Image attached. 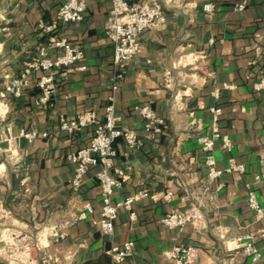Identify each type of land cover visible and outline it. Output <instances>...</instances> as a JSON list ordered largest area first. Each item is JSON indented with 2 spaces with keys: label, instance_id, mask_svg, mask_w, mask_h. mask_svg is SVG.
Instances as JSON below:
<instances>
[{
  "label": "crops",
  "instance_id": "1",
  "mask_svg": "<svg viewBox=\"0 0 264 264\" xmlns=\"http://www.w3.org/2000/svg\"><path fill=\"white\" fill-rule=\"evenodd\" d=\"M64 1L0 0V264H173L164 255L183 244L196 249L197 264H264V238L254 240L257 261L226 249L233 238L264 230V217L256 223L247 208L253 191L264 215V88L253 89L264 74V0H248L243 11L234 10L243 0H126L160 2L166 25L138 36L141 52L118 81L104 34L110 4L84 0L83 21L57 30L83 49V61L65 76L54 74L47 103H39L36 87L46 72H31L20 97L5 94L46 45L39 24L50 25ZM111 96L120 126L134 130L138 143L133 149L114 143L113 168L127 178L112 203L141 190L149 196L132 205L131 220L119 208L113 234L103 236L95 225L98 168L75 192L66 160L87 146L93 128L68 134L58 125L87 111L101 115ZM145 105L164 120L154 139L142 132L137 109ZM215 109L219 136L231 148L214 140L213 170L220 174L212 178L196 138L212 135ZM30 132L36 136L26 140ZM189 210L202 214L199 223L181 231L162 227L166 214ZM127 241L132 256L113 262L107 250Z\"/></svg>",
  "mask_w": 264,
  "mask_h": 264
},
{
  "label": "built area",
  "instance_id": "2",
  "mask_svg": "<svg viewBox=\"0 0 264 264\" xmlns=\"http://www.w3.org/2000/svg\"><path fill=\"white\" fill-rule=\"evenodd\" d=\"M110 4V12L105 25L104 34L113 45V65L115 67V78L121 80L124 70L132 58L139 55L141 46L137 42L139 35L145 31H158L166 24L164 8L160 2L152 1L142 5H131L126 0H106ZM248 0H243L235 4V11H243L247 6ZM54 21L50 25L39 24L47 35L46 45L42 46L37 52L35 59L29 64L28 68L19 76L14 77L5 88V94H11L20 97L21 92L29 85V75L31 72H46L43 74L36 87L40 92L39 103H47L54 92L55 78L54 74L65 76L77 63L83 61L84 52L79 46L71 45L64 37L57 35L58 26L74 25L81 23L85 14L84 0H65L58 8ZM206 13L212 11V6L204 7ZM258 52L259 50L256 49ZM260 53V52H258ZM53 55L50 57L49 55ZM84 70V67H80ZM264 88V74L258 82L253 84V89L261 91ZM100 115L96 111H87L77 115L74 119H61L58 125L60 132L68 134H77L79 131L87 128H93L92 136L87 146L78 149V151L69 154L66 160L73 166V175L70 181L71 189L77 192L83 183V177L91 169L98 168L95 178L100 186V217L95 223L103 236H111L114 232V221L117 218V210L122 208L129 213L130 220L134 218L132 205L135 202L146 199L149 194L147 190H141L134 193L131 197L125 199L119 204L112 203L113 192L121 188L126 180L122 170L113 168V160L116 157L114 143L120 141L128 149L138 146L136 132L120 126L121 118L115 110L114 97L109 98V104L103 108ZM142 119V132L145 139H154L162 134L165 124L164 120L159 118L148 106H142L137 109ZM213 129L211 136H198L196 142L200 145L205 154V166L209 170V175L214 178L220 172L213 170L214 160L211 152L215 146V139L222 142L226 150H230L231 142L226 137H220L217 128V116L220 110L213 111ZM36 136L34 132L24 135L26 140H31ZM46 134L43 135V137ZM232 170L242 171L240 166H231ZM172 193L165 195L170 199ZM87 212H91L89 207H85ZM247 208L253 213L256 223L260 222L264 215L262 208L257 201L253 191H249L247 196ZM202 218V214L197 211L189 210L182 212H171L165 215L161 220L162 227L168 230L181 231L187 224H197ZM255 238L263 239L264 230L257 229L255 232L233 238L227 244V251L242 252L253 259L259 260V253L254 247ZM134 250L133 242L127 241L120 245H115L107 250L106 254L113 262H120L132 256ZM165 258L172 261L173 264H197L196 249L190 245H178L166 251Z\"/></svg>",
  "mask_w": 264,
  "mask_h": 264
}]
</instances>
